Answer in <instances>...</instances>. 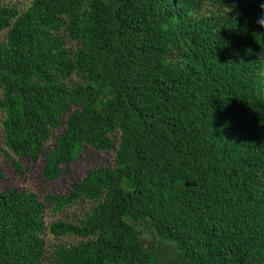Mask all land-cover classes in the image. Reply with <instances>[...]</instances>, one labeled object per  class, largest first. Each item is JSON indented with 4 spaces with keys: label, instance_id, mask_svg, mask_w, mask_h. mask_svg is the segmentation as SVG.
<instances>
[{
    "label": "trees",
    "instance_id": "obj_1",
    "mask_svg": "<svg viewBox=\"0 0 264 264\" xmlns=\"http://www.w3.org/2000/svg\"><path fill=\"white\" fill-rule=\"evenodd\" d=\"M261 20L264 0H0L8 152L50 182L113 156L66 195L0 190V264H264ZM46 232L81 242L48 254Z\"/></svg>",
    "mask_w": 264,
    "mask_h": 264
},
{
    "label": "rangeland",
    "instance_id": "obj_2",
    "mask_svg": "<svg viewBox=\"0 0 264 264\" xmlns=\"http://www.w3.org/2000/svg\"><path fill=\"white\" fill-rule=\"evenodd\" d=\"M31 0H3V3L14 5L19 11L27 8ZM3 35L0 36V41ZM72 44V42H70ZM74 83L78 82L77 77H73ZM2 119L3 112L0 110V190L10 188H18L21 191L32 192L43 201V197L48 193L66 195L69 190L70 183L79 180L84 173L94 167L113 166V156L110 153H96L94 151H86L74 163L63 171L62 176L54 182L44 180L41 176L39 163L32 164L29 160L20 159L14 154L8 152L4 145L2 134ZM54 138L47 142L44 150L47 151L54 145ZM6 151L8 156L2 152ZM94 203L89 201H79L70 207H67L63 212H54L50 205H46L44 213V223L48 226L57 220H66L75 222L82 219L85 212L90 211ZM45 246L47 253L55 246L72 245L81 242L80 238L64 236L60 239L55 238L50 233L44 235ZM149 239V237H146Z\"/></svg>",
    "mask_w": 264,
    "mask_h": 264
},
{
    "label": "clouds",
    "instance_id": "obj_3",
    "mask_svg": "<svg viewBox=\"0 0 264 264\" xmlns=\"http://www.w3.org/2000/svg\"><path fill=\"white\" fill-rule=\"evenodd\" d=\"M260 23H261V24H264V20H261Z\"/></svg>",
    "mask_w": 264,
    "mask_h": 264
}]
</instances>
